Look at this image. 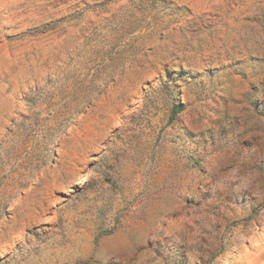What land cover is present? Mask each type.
Wrapping results in <instances>:
<instances>
[{"label": "rangeland", "instance_id": "rangeland-1", "mask_svg": "<svg viewBox=\"0 0 264 264\" xmlns=\"http://www.w3.org/2000/svg\"><path fill=\"white\" fill-rule=\"evenodd\" d=\"M0 264H264V0H0Z\"/></svg>", "mask_w": 264, "mask_h": 264}, {"label": "trees", "instance_id": "trees-1", "mask_svg": "<svg viewBox=\"0 0 264 264\" xmlns=\"http://www.w3.org/2000/svg\"><path fill=\"white\" fill-rule=\"evenodd\" d=\"M178 111H179V109L174 108V110H173V114H176ZM173 116H174V115H172L171 118H172Z\"/></svg>", "mask_w": 264, "mask_h": 264}]
</instances>
